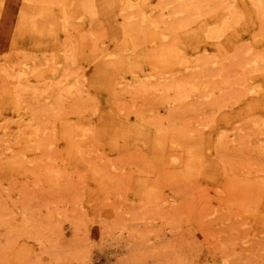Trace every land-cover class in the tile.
I'll return each instance as SVG.
<instances>
[{"label":"rangeland","instance_id":"obj_1","mask_svg":"<svg viewBox=\"0 0 264 264\" xmlns=\"http://www.w3.org/2000/svg\"><path fill=\"white\" fill-rule=\"evenodd\" d=\"M189 1L0 0V264H264V0Z\"/></svg>","mask_w":264,"mask_h":264},{"label":"bare ground","instance_id":"obj_2","mask_svg":"<svg viewBox=\"0 0 264 264\" xmlns=\"http://www.w3.org/2000/svg\"><path fill=\"white\" fill-rule=\"evenodd\" d=\"M33 1V0H32ZM262 2V0H255V3L257 4H260ZM190 1L189 0H177L174 8L171 10L172 14L175 15L177 12H180L184 9L188 10L189 7H190ZM9 7V6H8ZM182 63L184 64L183 67H184V70L187 72V73H190V74H193L191 70V68L193 67V65L191 64H188L186 63L185 61H182ZM38 66L37 64H35L33 62V64L31 65V74L33 77H35V81H38L39 79H44L45 78V74H49L48 72H50L51 70H39L38 69ZM189 74V75H190ZM44 75V76H43ZM77 75H75L76 77ZM77 80V79H76ZM75 80V82H76ZM116 84H120V82H116ZM49 88V91H47L46 89H42V90H39L37 88L36 85H34L33 87H31V96H30V99H31V103H37L40 105V107H43V109H46V113L49 114L48 112L50 111H53L55 108V106H58V105H63V99H62V92H66V98L69 99L68 101V105H75V103H77V101H81L82 98H83V95H82V88L80 86H75V84H72L70 85L69 87H64V84H61V82L57 83L54 87H49L48 85L46 86V88ZM71 87L73 89H71ZM118 88V89H117ZM117 88L115 87L114 90L115 92H120L122 90L126 91L125 89V86L124 85H118ZM158 89L157 87H154L153 89L149 90V89H143V90H137V91H134L132 93H139L140 95H138L137 97L142 101L143 104H152L153 101H156L157 98H156V95L158 93ZM130 93L129 96L130 97H134L133 94ZM14 96L16 98H19L20 96V91H14ZM149 95V96H148ZM32 106V104H31ZM35 106V104H34ZM60 106V107H61ZM33 108V107H32ZM35 108V107H34ZM79 108H76L75 107V110H78ZM72 112H75V111H72ZM43 113V112H42ZM54 113H57V111L55 110ZM70 113V112H69ZM44 115V114H43ZM159 130H161L159 128ZM224 134L223 133H220L218 135V140L219 142H223L222 138H223ZM44 138V137H43ZM37 139L38 138H33V142H37ZM234 140V139H232ZM231 140V141H232ZM40 141V140H39ZM43 141V140H42ZM41 141V142H42ZM43 143V142H42ZM84 143V142H83ZM240 142L238 141L237 144H239ZM77 146V145H76ZM6 148H9L6 147ZM79 151V150H78ZM80 153V151H79ZM23 156V155H22Z\"/></svg>","mask_w":264,"mask_h":264}]
</instances>
